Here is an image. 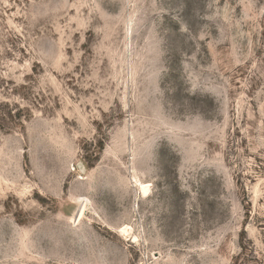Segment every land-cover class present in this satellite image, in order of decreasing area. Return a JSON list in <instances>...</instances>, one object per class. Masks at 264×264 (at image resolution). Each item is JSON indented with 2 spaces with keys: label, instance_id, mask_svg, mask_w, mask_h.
<instances>
[{
  "label": "rangeland",
  "instance_id": "1",
  "mask_svg": "<svg viewBox=\"0 0 264 264\" xmlns=\"http://www.w3.org/2000/svg\"><path fill=\"white\" fill-rule=\"evenodd\" d=\"M0 264H264V0H0Z\"/></svg>",
  "mask_w": 264,
  "mask_h": 264
},
{
  "label": "bare ground",
  "instance_id": "2",
  "mask_svg": "<svg viewBox=\"0 0 264 264\" xmlns=\"http://www.w3.org/2000/svg\"><path fill=\"white\" fill-rule=\"evenodd\" d=\"M144 190L146 191L147 189H146V188H144Z\"/></svg>",
  "mask_w": 264,
  "mask_h": 264
}]
</instances>
